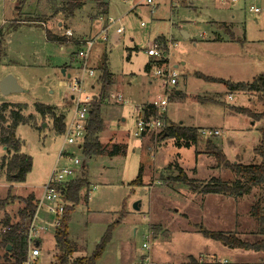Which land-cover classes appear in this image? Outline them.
I'll return each instance as SVG.
<instances>
[{
    "label": "rangeland",
    "instance_id": "374dc122",
    "mask_svg": "<svg viewBox=\"0 0 264 264\" xmlns=\"http://www.w3.org/2000/svg\"><path fill=\"white\" fill-rule=\"evenodd\" d=\"M39 1V9L35 12L38 0H0V38L5 46L0 76L12 75L22 88V91L9 94L0 92V105L4 102L28 104L29 108L23 114L29 123H20L15 133L22 150L33 160L26 180L17 182L11 191L5 169L0 172V234L5 213L16 220L17 211L25 203L23 196L33 192L40 199L53 169L70 163L67 158L59 159L64 135L55 130L51 116L42 117L34 109V103L58 108L65 103L64 109H72V93L60 83V78L69 81V76L79 73L75 55L81 46L71 41H49L46 34L48 21L49 29L62 36L69 27L74 40L83 35H97L102 25L99 16L103 15L113 17L117 22L110 28L108 40L99 39L92 47L89 64L95 69V75L86 79L85 91L96 96L100 94L101 68L107 63L116 80L115 95L122 99L115 100L111 95V85L102 102L106 129L99 138L105 155L89 158L77 146H67L71 157L81 161L76 166L80 173L78 179L88 180L89 177L91 182L89 198L82 197L74 205L68 221L72 244L77 249L75 257L92 256L109 227L119 221L111 229V238L95 264H134L136 260L142 262L144 256L141 255H149L159 264H180L178 260L181 259L182 264H213L218 257L237 264L231 255L240 249L206 238L196 225L203 224L213 231H232L244 240L257 241L261 236L257 234V221L251 215V207L256 202L264 207V192L253 188L246 194H203L172 177L178 175L180 167L196 186L214 177L224 181L241 179L206 150L208 139L218 144L232 162L251 164L260 161L254 149L260 143L263 120L235 113L230 106H247V98L230 94L225 85L206 81L197 74L232 82H251L253 75H262L264 0H238L231 8L220 7L217 0H152V3L147 0H103L108 3L105 13L95 0H83L71 18H65L69 15L62 10L71 0ZM251 6L261 10L250 11ZM42 20L47 21L44 22L46 26L37 23ZM216 21H232L234 32L246 43L208 41L215 36ZM59 22L63 24L59 26ZM118 27H122V31L118 33L120 40L116 43L114 35ZM223 28L218 29L220 34L229 38V30ZM182 30L190 35L189 38L184 37ZM159 39L174 43L171 62L178 73V83L169 86L171 95L165 115H168L170 125L222 129L218 136H201L197 146L178 145L176 137H163V127L142 136L135 135L141 116L138 107L158 99L159 95L167 97L166 82L154 74L156 65L145 70L151 60L145 50L150 42ZM63 66H67L69 76H62ZM94 80L95 89L92 87ZM250 93L249 108L258 114L263 110V103L257 93ZM193 96L216 102L196 100ZM72 113L73 110L67 120ZM181 143L185 142L181 140ZM114 145L127 147L126 154L107 155ZM0 152H4L2 148ZM141 166L145 168L141 179L144 184H134ZM89 188H83L86 192L82 196L87 195ZM12 193L17 194L16 200L11 197ZM10 200L13 202L5 206ZM137 201L140 210L134 209ZM47 205L50 203L45 202L37 212V224L49 228L42 231L47 237L40 246L39 264H57L63 250L55 244L53 223L63 215L51 212ZM145 241L149 242L148 249L142 247ZM258 253L264 251L243 250L235 260L264 263V255L254 257L253 254ZM2 254L0 247V256ZM67 263L71 264L72 260ZM0 264H5L1 257Z\"/></svg>",
    "mask_w": 264,
    "mask_h": 264
},
{
    "label": "trees",
    "instance_id": "16d2710c",
    "mask_svg": "<svg viewBox=\"0 0 264 264\" xmlns=\"http://www.w3.org/2000/svg\"><path fill=\"white\" fill-rule=\"evenodd\" d=\"M100 7H102V0H95ZM82 6V0H71L65 7L62 8L69 16ZM34 19H29L32 21ZM20 20L17 21V23ZM47 38L53 41H65L66 37L63 35L55 36L51 32L46 31ZM231 34V33H230ZM233 37V35L231 34ZM3 38H0V62L5 54V46ZM102 73L100 79V94L94 101L91 108L89 121L87 125L88 134L84 143L83 152L87 157L102 155L105 153V148L102 146L99 135L103 131L104 119L102 115V102L107 98L110 86L113 85V74L109 71L106 64L101 68ZM206 81L217 82L225 85L229 91H245L257 93L259 99L263 103V110L260 113H255L251 109L243 106H231V109L237 113L248 115L256 120H263L260 127L261 139L259 145L254 149V153L260 158L257 163L244 164L241 162H232L227 159L223 151L212 140L205 142L206 150L216 157L218 163L224 167L232 170L241 179L236 181H224L221 178H212L210 181L205 182L201 186H196L195 182L190 179L185 171L178 167V175L172 177L177 182L188 184L193 190L199 191L203 194L208 193H225V194H246L253 188H259L264 192V75L254 78L251 82H232L223 78L210 77L203 74H197ZM196 100L216 102L213 99H202L199 96H193ZM25 103H8L4 102L0 105V129L2 133L1 144L6 146L5 155L1 158V168L6 171V178L9 182H23L27 174L31 171L33 160L32 157L24 152H21V142L15 134V129L20 123H29L28 119L24 116L23 111L27 108ZM34 108L40 113L42 117L51 116L53 118L54 128L59 134H63L65 130L66 113H58L54 106L47 105L41 102H35ZM145 109V114L153 113L156 111L154 107ZM9 113H8V112ZM8 113V115H7ZM8 118L11 120L8 121ZM165 119V117H164ZM200 128L186 127L183 125H168L161 135L174 136L178 139V145H195L200 142L201 135L199 134ZM183 140L185 143H181ZM119 147H115L109 152V155L120 153ZM8 154V155H7ZM141 174L139 173L134 184H139ZM89 186L88 180L80 178L77 181L67 184L65 189V199L69 203L65 206L63 217L55 232V240L63 252L58 257L57 264H68V257L73 253L72 242L69 239L68 221L70 219V212L74 205L80 201V192L84 187ZM25 206L19 210L17 220L11 221L10 218L4 220V229L0 234V247L3 254L0 256L5 264H20L27 254V228L34 218L37 210V204L34 202V196L30 195L25 198ZM251 215L257 221L258 232L261 238L257 241L251 242L242 239L235 232L213 231L206 228L203 224H197L199 232L206 238H210L220 242L221 244L232 248L251 251H264V207L260 202H256L251 207ZM119 222V221H117ZM109 227L108 231L100 241L95 253L88 259H78L71 264H95L96 260L102 255L106 243L111 238V229L117 223Z\"/></svg>",
    "mask_w": 264,
    "mask_h": 264
},
{
    "label": "built area",
    "instance_id": "2783aa9c",
    "mask_svg": "<svg viewBox=\"0 0 264 264\" xmlns=\"http://www.w3.org/2000/svg\"><path fill=\"white\" fill-rule=\"evenodd\" d=\"M221 3H235L238 0H219ZM148 3H152V0H147ZM261 9L259 7H250V11L259 12ZM101 21V30L95 36H88L82 38H74V33L71 29L67 28L65 31V37L67 41L75 42L80 45V50L76 53L75 58L79 61V67L77 68L79 73L71 77L69 76V81L64 80L61 83L66 85V87L71 91L70 99L72 101V117L65 123V130L63 132L64 142L60 148L59 159L67 158L70 162L68 165H63L61 167H55L51 172L46 186L45 191L38 201V206H41L45 202L50 203V210L56 213L58 216L64 214L65 206L67 200L65 199V189L68 183L78 179L79 174L77 172L76 166L81 164L78 158H72L67 146H77L83 150L84 143L88 134V121L93 106L94 101L97 99L96 95L88 94L85 91V81L87 78L94 77L95 69L89 64L90 52L94 44L101 39L102 41L108 40V32L110 28L116 24L117 20L113 17L105 18L103 15L99 16ZM42 26H46L44 22H37ZM143 24V23H142ZM117 33L122 31V27L116 29ZM76 39V40H75ZM174 43L171 40H156L150 42L146 48V54L150 57L149 66L156 65L154 74L157 77L162 78L167 85L166 94L167 97L159 95L158 99H155L148 105L149 107H154L156 113L141 115L137 120V130L135 132L136 136H142L145 133L156 130L158 128H166L168 125L164 119V115L167 111L168 99L171 95L169 86L178 83V73L172 66L171 56L172 48ZM115 100H120L121 96H114ZM222 129H212V128H200L199 134L203 137H214L218 136ZM2 133L0 129V148H3L1 144ZM61 218L59 217L53 225L57 228L60 224ZM53 226V227H54ZM46 227L40 226L35 222V216L30 222L26 235H27V254L25 259L20 264H39V258L41 256L40 248V233L42 231H47ZM149 240V237H148ZM143 248H149V242L145 241L143 243ZM151 258L146 255L142 262H137L134 264H150ZM203 262V260H200ZM213 264H231L230 260L227 258L218 259Z\"/></svg>",
    "mask_w": 264,
    "mask_h": 264
},
{
    "label": "crops",
    "instance_id": "0c3cea01",
    "mask_svg": "<svg viewBox=\"0 0 264 264\" xmlns=\"http://www.w3.org/2000/svg\"><path fill=\"white\" fill-rule=\"evenodd\" d=\"M218 1V3L220 4L219 6L220 7H222L223 5H225L224 7H226V8H231L232 6L231 5H233L234 3H221L219 0H217ZM39 0H38V2H37V4H36V10H35V12H37L38 11V9H39ZM237 2V1H236ZM235 2V3H236ZM102 3H103V5H102V7H100L99 5H98V3L96 2V4H97V6L98 7H100V9L102 10L101 12H108L107 10H108V3L107 2H105V1H103L102 0ZM82 4H83V0H82ZM19 7V6H18ZM78 10H79V8H78ZM77 10V11H78ZM77 11H75L74 12V14L72 15V16H74L75 14H76V12ZM58 12H60V11H58ZM57 12V13H58ZM63 13V12H62ZM102 14V13H101ZM72 16H69V17H65V18H71ZM40 22V21H39ZM42 22H47V21H45V20H42ZM63 23H60L59 22V26H61ZM215 24H216V28H217V31L215 32V36L213 37V38H210L208 41H210V42H214V43H222V41H236V42H243V43H246V40H243L242 38H240V36L239 35H237L236 34V32H234V27H235V25H234V23L231 21V22H228V21H224V22H222V21H216L215 22ZM223 26L225 27V28H227L228 30H229V33H231L232 35H233V37L230 35L229 36V38L227 37V36H222L221 34H220V29L222 30V29H224L223 28ZM67 28H69V27H67ZM219 29V30H218ZM46 31H49V32H51L53 35H55V36H60V37H62V35H59V34H57V33H55V32H52L50 29H49V21H48V28L46 27ZM182 34L184 35V37L185 38H189V34L187 33V32H185V31H183L182 30ZM83 36H89V35H83ZM83 36H81V37H83ZM79 37V36H78ZM225 37H227V38H225ZM48 39V38H47ZM49 40V39H48ZM119 40H120V38H119V34L118 33H115V35H114V41L116 42V43H118L119 42ZM163 40V39H162ZM49 41H53V40H49ZM54 42H59V43H67L68 41L67 40H63V41H54ZM73 59H75L74 57L72 58V60ZM149 63H150V61L146 64V66H145V70L146 71H148V70H151V68H150V66H149ZM105 64H107V63H105ZM177 65H175V67H176ZM92 67V66H91ZM107 67H108V69H109V66L107 65ZM93 68V67H92ZM63 69H65V74H63L62 73V76H65V75H67L68 74V76L70 75L69 74V72H68V70H67V66H63ZM109 71H110V69H109ZM111 72V71H110ZM112 73V72H111ZM113 74V73H112ZM262 75H264V70L262 71V73H261ZM203 75H206V74H204L203 73ZM207 76V75H206ZM4 76H0V80L3 78ZM256 77H258L257 75H253V77H252V80L254 79V78H256ZM61 80H60V83L62 82V81H64L65 79L63 78H60ZM224 79V78H223ZM92 80L90 79L89 80V82H91ZM240 82V81H239ZM93 83H94V85H93ZM115 83H116V80H115V78H114V74H113V88H112V90H111V92H113L111 95L114 97V96H119V95H115V92H114V87H115ZM96 85H95V80H94V82H92V87H93V89H95L96 87H95ZM166 92V91H165ZM228 92L230 93V94H238V95H240V96H243L245 99H246V102L248 101V105L247 106H245V105H235V104H233V105H235V106H243V107H247V108H249L250 106H249V104H251V93L249 92V94H247L248 92H245V91H229L228 90ZM176 94H181V91H176L175 92ZM214 93V92H213ZM231 98V97H230ZM66 99V98H65ZM121 99H122V97H121ZM121 99L119 100V101H121ZM117 100V99H116ZM155 100V99H154ZM153 101V100H152ZM152 101H149V102H147V103H144V104H142L141 106H139L138 108H139V111L141 112V115H143V112L145 111V109L148 107V105L150 104V103H152ZM8 103H15V102H8ZM20 103V102H19ZM28 105V104H27ZM233 105H231V106H233ZM51 106H54L56 109V111L58 112V113H61V112H64V113H66V119H65V123H66V121H67V118H68V116H69V114H70V112H71V110L70 111H68V109L67 108H65L64 109V106H65V103L60 107V108H58L56 105H51ZM231 106H230V109H231ZM27 108H29V106H27ZM26 108V109H27ZM25 109V110H26ZM35 109V108H34ZM249 109H251V108H249ZM232 110V109H231ZM235 112V111H234ZM253 112H255V111H253ZM235 113H237V112H235ZM256 113V112H255ZM245 115V114H244ZM248 116V115H247ZM249 117V116H248ZM250 118V117H249ZM105 121V120H104ZM165 121H166V123L168 124V125H170V122H169V117H168V115H165ZM252 122H253V120H252ZM182 123V122H181ZM186 127H193V128H197V127H194V126H191V125H187ZM200 128H205V127H200ZM106 129V128H105ZM104 129V130H105ZM16 130V129H15ZM104 130L100 133V135H99V137L101 138V136H102V133L104 132ZM107 131H109V130H107ZM112 132V131H111ZM16 134V133H15ZM17 136V135H16ZM18 138V137H17ZM99 138V139H100ZM19 139V138H18ZM102 144V143H101ZM218 145V144H217ZM119 147L120 148V150H122L120 153H118V154H115V155H109L107 152H106V154L107 155H109V156H111V157H113V156H116V155H122V154H126V152H127V147L126 148H122V147H120V146H118V145H114L113 146V148H112V150L115 148V147ZM219 146V145H218ZM6 146H3V151L4 152H0V155H1V158L6 154L5 153V150H6ZM21 152H24L23 150H22V148H21ZM24 153H26V154H28L27 152H24ZM8 155V154H7ZM29 155V154H28ZM102 155H105V154H102ZM96 156H98V155H96ZM95 157V156H94ZM0 158V159H1ZM89 158H93V157H89ZM153 167H151L150 169H152ZM144 169L145 168H143V166H141L140 167V174H141V179H142V174H143V172H144ZM2 170H4V169H2L1 168V165H0V172L2 171ZM28 175V174H27ZM6 177V176H5ZM27 178V177H26ZM88 178V182H89V186H90V188H89V190H88V193H87V195H85V196H82L83 195V193L84 192H86L85 190H81V192H80V199L82 198V197H85V198H89V193H90V189H91V182L89 181V177H87ZM141 179H140V182H139V184H144V180H142L141 181ZM6 180H7V178H6ZM26 180V179H25ZM8 181V180H7ZM135 181H133V183H134ZM179 183H181V182H179ZM183 183V182H182ZM8 186H9V191H11V190H13L14 189V187H15V185L16 184H18L17 182H9L8 181ZM95 188H97L96 186H95ZM11 195V197H14V199L16 200V197H17V194H10ZM30 195H33L34 196V202H35V204H37V210H36V214H35V222L36 223H38L37 221V212H38V209H39V207L40 206H38V201L40 200L37 196H35V194L33 193V192H30L28 195H25V196H23V203L25 202V198H27L28 196H30ZM13 202V201H12ZM11 202V200L10 201H8V202H5V206L6 205H8L9 206V203H12ZM25 204L26 203H24V205L23 206H21V208H19V210L20 209H22L24 206H25ZM43 205V204H42ZM41 205V206H42ZM4 206V207H5ZM48 206V209L50 210V205H47ZM139 206H141L140 205V203H139ZM3 207V208H4ZM19 210L17 211V214H18V212H19ZM140 210V209H139ZM51 211V210H50ZM52 212V211H51ZM6 214V219L7 218H10V220L11 221H15V219H14V217H12V215L11 214H7V213H5ZM17 216V215H16ZM16 220H17V218H16ZM39 224V223H38ZM41 226V225H40ZM43 227H46V226H43ZM1 228H2V230L4 229V224L2 223V226H1ZM47 229H48V227H46ZM56 229L57 228H55V230H54V238H55V232H56ZM69 231V230H68ZM44 237H47L46 235H44V232H42V236H40V246H41V244H42V240L44 239ZM69 239L71 240V237H70V232H69ZM71 242H72V240H71ZM55 244L57 245V243H56V240H55ZM72 247H73V244H72ZM143 247V246H142ZM149 247H150V245H149ZM41 250H42V248H41ZM77 251V249L75 248V247H73V253L71 254V255H69V257H68V260L69 259H71L72 260V262H74L75 260H78V259H88L89 257L88 256H78V257H75L76 256V252ZM241 251H243V250H238L237 252H233L232 253V255H231V259L233 260V261H235L237 264H246V263H251V264H264L263 262H257V261H255V262H253V260H251V261H248V262H245V261H242V262H237L235 259H237V255L241 252ZM246 252V251H245ZM247 253V252H246ZM188 255H192V254H188ZM254 255V257H256V256H258V255H264V253L262 254V253H258V254H253ZM142 257L144 256H146V255H141ZM144 257H143V259H144ZM191 257V256H190ZM259 257H261V256H259ZM140 259H142V258H140ZM143 259H142V261H143ZM218 259H221V258H219L218 257ZM181 261L183 262V259H181V260H178V262L180 263V264H182L181 263ZM137 262H140V260H136L134 263H137ZM177 262V263H178ZM150 264H159L158 262H156L154 259L153 260H151V262H150ZM163 264H166V263H163Z\"/></svg>",
    "mask_w": 264,
    "mask_h": 264
},
{
    "label": "water",
    "instance_id": "95a60500",
    "mask_svg": "<svg viewBox=\"0 0 264 264\" xmlns=\"http://www.w3.org/2000/svg\"><path fill=\"white\" fill-rule=\"evenodd\" d=\"M62 73L65 74V69L62 70ZM16 91H22V88L19 86L17 80L12 75H7L2 80H0L1 93L9 94ZM139 203V201L134 203V209H140Z\"/></svg>",
    "mask_w": 264,
    "mask_h": 264
}]
</instances>
